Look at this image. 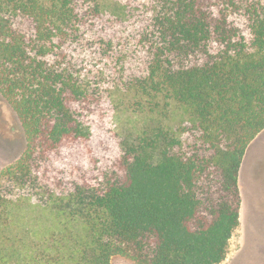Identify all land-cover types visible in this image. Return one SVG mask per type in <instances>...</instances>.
I'll return each instance as SVG.
<instances>
[{
    "label": "trees",
    "instance_id": "1",
    "mask_svg": "<svg viewBox=\"0 0 264 264\" xmlns=\"http://www.w3.org/2000/svg\"><path fill=\"white\" fill-rule=\"evenodd\" d=\"M0 91L26 137L0 264L226 259L264 130V0H0Z\"/></svg>",
    "mask_w": 264,
    "mask_h": 264
},
{
    "label": "rangeland",
    "instance_id": "2",
    "mask_svg": "<svg viewBox=\"0 0 264 264\" xmlns=\"http://www.w3.org/2000/svg\"><path fill=\"white\" fill-rule=\"evenodd\" d=\"M134 118L129 113L122 111L118 113H112L106 121V127H110L113 130H125L128 129V119ZM115 130V131H116ZM109 137V133L106 134ZM105 140V138H104ZM26 147L25 132L20 121L19 116L13 109L8 100L3 96L0 91V171L7 165L17 160ZM261 156L264 157V147L260 151ZM261 168L263 167V173L259 177V184L261 186V200L255 202L252 207V214L260 217V231L255 229L246 230L244 222H240L239 226L235 229L233 236L230 240L228 254L226 259L220 264H264V162H260ZM258 184V183H257ZM25 218L18 221V227L14 230L19 234V238L22 237L26 243H30L33 240L32 237L25 233V227H32L34 224L35 214L29 210L28 204L25 203L23 210ZM46 217V216H45ZM260 243L257 246V242ZM15 261V258H14ZM13 264V263H12ZM112 264H137L123 256H114Z\"/></svg>",
    "mask_w": 264,
    "mask_h": 264
},
{
    "label": "crops",
    "instance_id": "3",
    "mask_svg": "<svg viewBox=\"0 0 264 264\" xmlns=\"http://www.w3.org/2000/svg\"><path fill=\"white\" fill-rule=\"evenodd\" d=\"M263 147L264 130L248 145L239 172V187L242 198L240 222H244L246 230H261L259 226L261 218L252 214V207L255 202L258 203L262 198L260 196L262 188L259 184V177L260 173L261 175L263 173V167L260 166V162H264V157L260 154ZM256 242L259 246L260 243Z\"/></svg>",
    "mask_w": 264,
    "mask_h": 264
}]
</instances>
